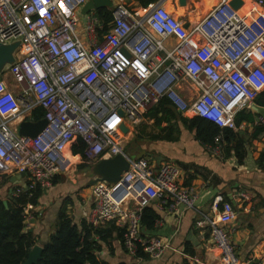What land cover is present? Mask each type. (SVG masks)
I'll return each instance as SVG.
<instances>
[{
	"label": "built area",
	"instance_id": "1",
	"mask_svg": "<svg viewBox=\"0 0 264 264\" xmlns=\"http://www.w3.org/2000/svg\"><path fill=\"white\" fill-rule=\"evenodd\" d=\"M87 1L0 0V44L19 42L14 62L0 73V175L25 174L11 179L13 195L34 185L49 188L69 161L65 151L74 136L85 143L92 162L123 154L129 166L117 182L91 185L88 223L100 227L114 220L125 226L129 255L142 250L158 258L167 245L141 234L143 208L156 203L170 214L194 209L197 193L179 182V166L130 157L121 140L164 97L185 117L236 129V113L250 110L264 90V0H253L245 11L218 0L192 27L162 1L131 9L126 0H112L107 30L95 10L81 13ZM184 83L187 96L178 90ZM39 108L45 126L36 136L19 134L20 122L39 121L33 118ZM256 120L264 125V117ZM220 140L218 134V149ZM211 208L215 216H204L200 224L208 225L225 264H246L230 234L233 204L217 196Z\"/></svg>",
	"mask_w": 264,
	"mask_h": 264
},
{
	"label": "crops",
	"instance_id": "2",
	"mask_svg": "<svg viewBox=\"0 0 264 264\" xmlns=\"http://www.w3.org/2000/svg\"><path fill=\"white\" fill-rule=\"evenodd\" d=\"M168 1L162 0L163 5L168 4L170 8L167 9L173 10L170 11L188 27L201 20L218 2L186 0V4L180 5L178 0V3L176 0ZM126 2L131 9L144 7L136 0ZM252 4L253 0H242L238 9L245 11L247 5L250 7ZM178 90L185 96L189 93L185 83L179 85ZM178 129L179 133L174 139H149L148 148L144 141L127 153L135 156L146 154L155 164L175 162L181 172L179 182L184 186H192L197 193L195 208L170 214L156 203L151 205L159 216L158 223L152 229L141 226L140 232L145 237L155 236L166 243L160 257L136 258L129 255L113 232L107 239L95 237L99 244L100 258L107 264H195L193 257L199 258L201 262L198 264H225L213 243L208 225L200 224L204 216H215L211 204L215 197L221 196L229 199L236 212L229 229L239 258L246 264H264V158L261 157L264 153V130L254 135V124L246 121L234 129L244 150V156L240 159L236 154L235 142L226 154L222 147L218 149L216 145L201 143L195 138L194 131L185 127L181 121H178ZM136 133L135 129L123 138L136 141ZM122 146L125 150L124 143ZM65 155L69 161L56 174L57 182L43 191L38 205L27 213L26 228L35 234V244L41 246L54 232L60 209L65 207L73 220L80 224L82 220L88 222L87 217L93 205L91 185L94 175L91 166L94 162L79 154ZM82 158L85 160L78 170L73 164H79ZM11 179L7 181L5 175H0L2 197L13 189L15 184ZM111 222L107 221L101 227L108 228Z\"/></svg>",
	"mask_w": 264,
	"mask_h": 264
},
{
	"label": "trees",
	"instance_id": "3",
	"mask_svg": "<svg viewBox=\"0 0 264 264\" xmlns=\"http://www.w3.org/2000/svg\"><path fill=\"white\" fill-rule=\"evenodd\" d=\"M136 1L139 5L146 7L157 0ZM95 13L102 21L103 29L107 30L112 20L111 9L103 7L95 10ZM255 102L264 105V90L257 95ZM144 115L153 120V123L160 130L158 133L144 135L148 139H174L175 135L179 133L178 121H181L185 127L194 131L195 138L201 143L214 146L216 145L215 138L221 134L220 144L226 154L230 150L231 144L235 142L238 158L241 159L244 156L238 133L234 129L219 127L200 116H181L170 106L169 100L165 97L151 105ZM42 116L43 110L41 108L33 114L35 120H40ZM257 117L251 110L242 109L235 115V124L238 126L242 121L253 123L256 128L254 135H257L264 130L263 124L256 123ZM144 136L139 132L137 134L138 139H142ZM85 147L82 139L79 136H74L68 144L69 150L65 152L69 156L79 154L85 157ZM261 157L264 158V153L261 154ZM5 176L6 180L9 181L10 176ZM57 180L55 175L52 184ZM24 183L28 186L31 184V180L27 178ZM14 189H16L15 186L4 197L0 195V264H22L27 259L31 247L36 243L35 234L26 228L25 221L27 209H32L38 205L44 189L39 185H34L13 195ZM223 200L229 199L223 197ZM158 217L152 206H145L142 210L140 225L152 229ZM113 232L124 246L125 226H120L114 220L108 228L93 227L86 220H82L78 224L64 207L58 213L54 232L49 236L48 241L42 245L40 258L36 264H107L98 254L99 244L95 237L107 239ZM135 257L146 258L149 256L139 250Z\"/></svg>",
	"mask_w": 264,
	"mask_h": 264
},
{
	"label": "water",
	"instance_id": "4",
	"mask_svg": "<svg viewBox=\"0 0 264 264\" xmlns=\"http://www.w3.org/2000/svg\"><path fill=\"white\" fill-rule=\"evenodd\" d=\"M162 1V0H160ZM180 5L186 4V0H178ZM242 3V0H230V5L234 9H238ZM113 6L112 0H88L82 7L81 13L85 14L91 10H97L103 7L111 8ZM19 46V42L15 41L9 44H0V73L7 64L14 62V52ZM250 110L258 116L264 117V105L253 102L250 106ZM45 119H41L38 122L32 121H22L19 124V134L36 136L39 131L46 124ZM120 129L123 133L128 131V126L125 123L120 125ZM134 154H130V157H134ZM129 166V161L127 158L119 153L114 156L100 158L91 166V172L94 175L92 184L97 181L104 180L109 183L117 182L123 171L127 170ZM25 176L24 173L16 175L12 178L13 181L20 179ZM6 204V201L4 200ZM26 222V221H25ZM31 231V229H29ZM42 251V246L39 244H34L29 253L27 259L22 264H36L40 258Z\"/></svg>",
	"mask_w": 264,
	"mask_h": 264
},
{
	"label": "rangeland",
	"instance_id": "5",
	"mask_svg": "<svg viewBox=\"0 0 264 264\" xmlns=\"http://www.w3.org/2000/svg\"><path fill=\"white\" fill-rule=\"evenodd\" d=\"M170 1L171 0H169L168 2L170 3ZM176 3H178L177 2V0H176ZM166 8H170L169 6H166ZM182 10H183V12H184V7L182 8ZM6 80H7V82H8V84H10V85H13V80H12V78H11V76L10 75H8L7 77H6ZM150 107V106H149ZM148 107V108H149ZM146 112V111H145ZM145 112L143 113V116L139 119V121L137 122V124H135L134 126H133V128H131V131H135V129H136V131L137 132H139V133H142V135L144 136V135H148L149 133H158L160 130H159V128L153 123V121L152 120H150V119H147V118H145L144 117V114H145ZM181 116H184V115H182V114H180ZM27 119H29V117L27 118ZM137 134V133H136ZM135 135V134H134ZM133 139H130V138H128V137H125V138H122V140H121V142L122 143H124L125 144V151L126 152H128V150H130L131 148L133 149V147H137L139 144H141V142H144V141H146V143H145V147H149L148 145L150 144L149 142H148V138H146L145 136L142 138V139H137V136H136V141H133V142H131ZM152 144H153V142H152ZM131 151V150H130ZM147 151V150H146ZM146 151H144V152H146ZM149 152V151H148ZM142 155H144V156H147L146 154H142ZM148 157V156H147ZM149 158V157H148ZM83 160H85V159H83L82 158V160H81V162L79 163V164H77V163H75V164H73V166L75 165L76 166V168L79 170L80 169V166H81V163H82V161ZM170 162V161H169ZM172 163H174V164H176L175 162H172ZM177 165V164H176ZM73 166H71V167H73Z\"/></svg>",
	"mask_w": 264,
	"mask_h": 264
},
{
	"label": "bare ground",
	"instance_id": "6",
	"mask_svg": "<svg viewBox=\"0 0 264 264\" xmlns=\"http://www.w3.org/2000/svg\"><path fill=\"white\" fill-rule=\"evenodd\" d=\"M208 3H209V2H208ZM167 5H168V4L164 3V6H165V7H166ZM208 5H210V4H208ZM248 6H249V5H247V8H249ZM171 8H173V7L171 6ZM170 10H171V9H170ZM171 11L173 12V10H171ZM175 11H176V10H175ZM182 11H183V10H182ZM182 11H181V12H182ZM181 12H180V14H181ZM174 13H175V12H174ZM176 15H177V14H176ZM237 103H238V101L235 102V103L233 104L232 108L235 107ZM65 153H66V152H65ZM65 156H66V155H65ZM66 157H67V156H66Z\"/></svg>",
	"mask_w": 264,
	"mask_h": 264
},
{
	"label": "snow or ice",
	"instance_id": "7",
	"mask_svg": "<svg viewBox=\"0 0 264 264\" xmlns=\"http://www.w3.org/2000/svg\"><path fill=\"white\" fill-rule=\"evenodd\" d=\"M63 6V5H62Z\"/></svg>",
	"mask_w": 264,
	"mask_h": 264
}]
</instances>
